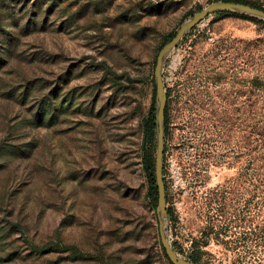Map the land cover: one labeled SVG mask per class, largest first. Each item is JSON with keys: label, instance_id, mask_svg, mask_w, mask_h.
Here are the masks:
<instances>
[{"label": "rangeland", "instance_id": "1", "mask_svg": "<svg viewBox=\"0 0 264 264\" xmlns=\"http://www.w3.org/2000/svg\"><path fill=\"white\" fill-rule=\"evenodd\" d=\"M213 2L0 0V264H168L136 167L138 133L162 41ZM254 20L209 15L162 69L165 232L179 257L194 251L198 264L264 262L255 178L264 25ZM131 63L143 67L128 87ZM155 148L154 129L145 140L153 165Z\"/></svg>", "mask_w": 264, "mask_h": 264}, {"label": "water", "instance_id": "2", "mask_svg": "<svg viewBox=\"0 0 264 264\" xmlns=\"http://www.w3.org/2000/svg\"><path fill=\"white\" fill-rule=\"evenodd\" d=\"M216 12H226L247 16L264 22V11L248 5L217 1L209 4L199 12L187 17L175 32L174 37L165 43L158 51L153 68L154 81V129H155V156L153 165L154 184L156 189V220L158 237L164 253L171 264H193L178 256L166 237V188L163 180V135H164V109L166 104V90L162 75V69L167 56L177 47L183 36L193 27Z\"/></svg>", "mask_w": 264, "mask_h": 264}, {"label": "trees", "instance_id": "3", "mask_svg": "<svg viewBox=\"0 0 264 264\" xmlns=\"http://www.w3.org/2000/svg\"><path fill=\"white\" fill-rule=\"evenodd\" d=\"M217 1L232 2V3L248 5V6H251L253 8H256V9L264 11V3H261L259 0H217ZM200 10H202V8L198 7L197 8V12L200 11ZM192 14L193 13H190L189 16L192 15ZM214 14L221 15V16H223V15H232V14L226 13V12H216ZM254 21L264 25V22H262V21H259V20H254ZM174 35H175V32H172L169 35H167L166 38L162 41V43L160 45V48L165 43L170 41L174 37ZM181 40L178 43L177 47L180 45ZM151 82H152L153 87H154L153 79H152ZM153 112H154V103L152 101L151 109H150V112H149V115H148V119L146 121V132L148 133V136L151 137V139H153V136H154ZM263 170H264V157H262L261 159H258V161L256 163V168H255V171H256V175H255L256 188L258 190L264 189V174L260 173ZM145 172H146V179H147L146 180V182H147L146 198L149 201V203L151 204V206L153 208H155L156 207L157 198H156V189H155L154 176H153V155H152V153H150V155H146L145 156ZM167 200L168 199H167V193H166V201ZM168 215H169L170 219L173 218V214L171 212V209L169 210ZM261 233H262V231L260 229H258V232L255 233L256 240H258V241L262 240L261 239L262 238L261 237ZM161 249H162V252L164 253V250H163L162 246H161ZM173 249L177 253H181L180 250H177L175 247H173ZM164 255H165V253H164ZM165 257H166V255H165ZM188 260L190 262H192L193 264H198L199 256H198V254L196 252L193 251V252L190 253V255L188 257ZM168 264H171V263L168 262ZM250 264H264V262L262 260H260L259 257H256L255 260H253L252 263H250Z\"/></svg>", "mask_w": 264, "mask_h": 264}, {"label": "flooded vegetation", "instance_id": "4", "mask_svg": "<svg viewBox=\"0 0 264 264\" xmlns=\"http://www.w3.org/2000/svg\"><path fill=\"white\" fill-rule=\"evenodd\" d=\"M129 66L126 68V72L123 74V79L126 80L127 86L129 87V78H131L134 74V68L136 69H142V65H134L133 63L128 64ZM168 104H169V95H166V104H165V109H164V135H163V157L165 156V145H166V137H167V131H168ZM134 116L130 115L131 120H133ZM154 125V124H153ZM148 133L146 132V124H142L140 131L138 133V144L136 148V155H137V165L136 167L138 168L137 170L139 172H145V140L147 139ZM178 143H176L175 149H174V156L176 158H181L179 155H181V150L183 147V144L177 140ZM129 147H134V145H129ZM185 147V146H184ZM135 153L130 154V155H135ZM177 154V155H176ZM181 162V160H180ZM134 167V165H133Z\"/></svg>", "mask_w": 264, "mask_h": 264}]
</instances>
